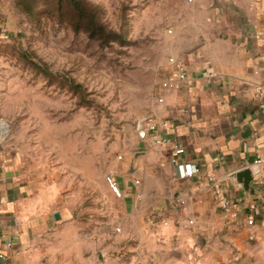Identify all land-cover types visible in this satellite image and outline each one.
<instances>
[{"label": "crops", "instance_id": "obj_1", "mask_svg": "<svg viewBox=\"0 0 264 264\" xmlns=\"http://www.w3.org/2000/svg\"><path fill=\"white\" fill-rule=\"evenodd\" d=\"M191 1L147 116L164 124L157 134L167 143L140 148L137 138L106 176L121 193L106 182L124 220L121 257L80 230L73 191L0 152V264H264L263 180L254 178L253 195L231 179L264 161V0ZM14 13L0 0V38ZM171 59L189 76L177 91L161 87ZM175 145L198 169L192 178L171 162Z\"/></svg>", "mask_w": 264, "mask_h": 264}, {"label": "rangeland", "instance_id": "obj_2", "mask_svg": "<svg viewBox=\"0 0 264 264\" xmlns=\"http://www.w3.org/2000/svg\"><path fill=\"white\" fill-rule=\"evenodd\" d=\"M11 1L15 17L0 38V152L73 191L80 230L99 246L110 241L116 260L124 220L106 176L138 146V123L176 37H186V0H24L31 15Z\"/></svg>", "mask_w": 264, "mask_h": 264}, {"label": "built area", "instance_id": "obj_3", "mask_svg": "<svg viewBox=\"0 0 264 264\" xmlns=\"http://www.w3.org/2000/svg\"><path fill=\"white\" fill-rule=\"evenodd\" d=\"M171 62L175 64L174 72L168 77L165 81L162 82V89H173L180 90L187 86L189 81L187 67L182 62H177L174 59H171ZM160 101H162L160 99ZM164 127L162 122H159L156 118H149L144 125V131L146 133L145 140H148L152 145L160 146L167 143L166 140L160 138L157 134L159 127ZM185 153L184 149L175 145L171 153V162L177 166L178 173L182 179L192 178L198 171L196 166L189 165L180 162V156ZM255 165L260 167V173L258 177L263 180L264 183V161L261 158H258L255 161ZM107 183L110 189L118 196H121L117 182L112 177H107ZM249 224H253V221H250ZM9 248L14 247L13 243L8 244ZM0 259L6 260L5 255L0 253Z\"/></svg>", "mask_w": 264, "mask_h": 264}, {"label": "water", "instance_id": "obj_4", "mask_svg": "<svg viewBox=\"0 0 264 264\" xmlns=\"http://www.w3.org/2000/svg\"><path fill=\"white\" fill-rule=\"evenodd\" d=\"M148 121V117L145 119H141L138 123L137 131L140 137V148H144V140L146 137V133L144 131V125ZM260 173V167L253 165L251 167L245 168L241 171H238L231 175V179H233L237 185L240 186L245 192L255 194L256 190L252 187V183L255 177H257ZM54 217L57 220H60L59 213H55Z\"/></svg>", "mask_w": 264, "mask_h": 264}, {"label": "trees", "instance_id": "obj_5", "mask_svg": "<svg viewBox=\"0 0 264 264\" xmlns=\"http://www.w3.org/2000/svg\"><path fill=\"white\" fill-rule=\"evenodd\" d=\"M24 2H25L24 0H19V1L17 2V7L22 5V7H24V12L27 13V14H30V15H31L32 10H30V9L28 8L27 3H24Z\"/></svg>", "mask_w": 264, "mask_h": 264}]
</instances>
